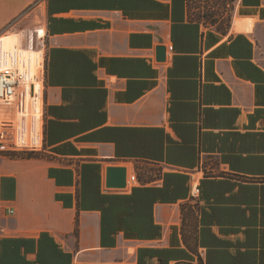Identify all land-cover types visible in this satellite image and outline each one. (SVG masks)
Returning a JSON list of instances; mask_svg holds the SVG:
<instances>
[{
    "label": "crops",
    "instance_id": "1",
    "mask_svg": "<svg viewBox=\"0 0 264 264\" xmlns=\"http://www.w3.org/2000/svg\"><path fill=\"white\" fill-rule=\"evenodd\" d=\"M195 2L0 0L43 73L11 132L37 115L40 145L7 151L36 157L0 155V264H264V0Z\"/></svg>",
    "mask_w": 264,
    "mask_h": 264
},
{
    "label": "built area",
    "instance_id": "2",
    "mask_svg": "<svg viewBox=\"0 0 264 264\" xmlns=\"http://www.w3.org/2000/svg\"><path fill=\"white\" fill-rule=\"evenodd\" d=\"M203 5L205 6L204 2ZM209 8L212 12H216V5L215 2L213 3V0H210ZM42 75V72H38L34 82L40 83V76ZM28 87L29 92L27 93ZM35 88L34 83L27 80L25 73L20 67L15 65L0 70V116L3 117L5 127V130L0 132V151L7 152L17 147V144L12 142L11 138V130L14 126V124L11 125L12 120H14L15 113L29 114L27 112L29 111L27 109V94H29V98H34ZM136 181V177L134 176L127 178L126 188L122 190L132 188ZM189 183L191 200L199 201L201 198L200 181L192 174L189 176Z\"/></svg>",
    "mask_w": 264,
    "mask_h": 264
},
{
    "label": "bare ground",
    "instance_id": "3",
    "mask_svg": "<svg viewBox=\"0 0 264 264\" xmlns=\"http://www.w3.org/2000/svg\"><path fill=\"white\" fill-rule=\"evenodd\" d=\"M237 29L240 30V31H243L245 28H244V26H241L240 24H238ZM15 62H17V63L20 62L22 64V66L25 67L26 72H28L29 74L32 71V70L28 71L29 57H25L18 50L17 38H15V37H6L5 39H1L0 40V69L5 68L7 66H10L11 64H14ZM16 66H18V65H16ZM38 71H39V69H38ZM23 72L25 73V75L27 77L26 72L25 71H23ZM32 73H34V72H32ZM37 74H38V72L36 73V76L34 77V80H29L28 77H27V80L33 82L35 87H36V82H34V81H35V78L37 77ZM38 85H41V84L38 83ZM28 92H29V87L27 89V93ZM29 97H30L29 94H27L28 103L30 101H34L35 100L36 102H34V103H35V105H37V110L39 111L41 109V105H42L41 104L42 103L41 102L42 101L41 100V98H42V87L40 86L39 88L37 87V89L35 88V98H32V97L29 98ZM27 107H28V105H27ZM38 114H40V113H38ZM21 118H22V116H21ZM23 120H24V118L21 119L19 121V124H18V134L16 136L17 141L20 139V132H21L22 136H26V131H27L26 124L27 123L25 124L23 122ZM40 126H41V119H39L38 116L36 115V116H34V119L32 121L33 130H32V134L31 135L33 136L34 139L35 138L37 139L39 144L41 142Z\"/></svg>",
    "mask_w": 264,
    "mask_h": 264
},
{
    "label": "rangeland",
    "instance_id": "4",
    "mask_svg": "<svg viewBox=\"0 0 264 264\" xmlns=\"http://www.w3.org/2000/svg\"><path fill=\"white\" fill-rule=\"evenodd\" d=\"M203 2L205 3V6L203 5ZM195 4V8L198 10V12H197V14H196V17H197V15H199L200 14V16L202 15V18L203 19H208V18H213V17H215L216 16V12H212L211 10H210V8H209V5H210V0H196V2L194 3ZM9 35H15V33H11V34H5L4 36H9ZM16 37H18V40H19V50L21 51V52H25V53H29V52H34V51H32V50H25L26 49V47H25V45H27L28 43H31L32 41V39H30V37L29 36H27V35H25L24 36V38H19V36H17V35H15ZM3 37V36H2ZM1 38V37H0ZM22 45H21V44ZM23 48H21V47ZM30 54V53H29ZM40 55V54H39ZM38 55V56H39ZM41 56V55H40ZM16 63V64H15ZM14 64H11L10 66H7V67H12V66H15V65H18L20 68H21V70L22 71H25L26 72V69H25V67H23L22 66V64L19 62V63H17V62H15ZM30 67H31V59L29 58V63H28V71H29V69H30ZM41 67V65L39 66H37V69H35V70H33V71H31L30 72V74L28 73V72H26V74H27V77H28V79L29 80H34V77L36 76V73L38 72V69ZM6 68V67H5ZM3 69V68H2ZM1 70V69H0ZM32 72H34V73H32ZM32 73V74H31ZM31 77V78H30ZM41 85H38V83H36V89H37V87L39 88ZM42 87V86H41ZM34 102H36L35 100L34 101H30L29 103H28V110H30V112L32 111V112H34V113H37V112H39L40 113V110L38 111L37 110V105H35V103ZM36 107V108H35ZM16 112V111H15ZM14 112V113H15ZM27 112H29V111H27ZM1 113V112H0ZM36 116V115H35ZM32 117H33V119H34V116H33V114H32ZM23 118H25L24 116H22V118L20 117V119H23ZM20 121V120H19ZM33 121V120H32ZM14 124V120H12V124L11 125H13ZM17 125H18V123H17ZM32 127V126H31ZM5 130V127H4V120H3V117H1L0 116V132H2V131H4ZM32 130H33V127H32ZM11 131H13V130H11ZM16 131V130H15ZM32 134V133H31ZM29 135V137L27 138V135L26 136H22L21 135V132H20V139L17 141V138H16V142H15V144H23V145H29V144H31V145H40L39 144V142L37 141V139L35 138H33V136L32 135ZM18 142V143H17ZM38 142V143H37ZM17 148V147H16ZM31 151H19V152H3V151H0V155L1 154H7V155H9V154H28V153H30Z\"/></svg>",
    "mask_w": 264,
    "mask_h": 264
},
{
    "label": "water",
    "instance_id": "5",
    "mask_svg": "<svg viewBox=\"0 0 264 264\" xmlns=\"http://www.w3.org/2000/svg\"><path fill=\"white\" fill-rule=\"evenodd\" d=\"M166 58V49L157 50V60L164 62ZM126 170L123 168H109L106 176V186L110 189L122 190L126 188Z\"/></svg>",
    "mask_w": 264,
    "mask_h": 264
},
{
    "label": "trees",
    "instance_id": "6",
    "mask_svg": "<svg viewBox=\"0 0 264 264\" xmlns=\"http://www.w3.org/2000/svg\"><path fill=\"white\" fill-rule=\"evenodd\" d=\"M10 156L13 157V158H22V159H29V158L36 157L34 155V153H28V154H13V155H10Z\"/></svg>",
    "mask_w": 264,
    "mask_h": 264
}]
</instances>
